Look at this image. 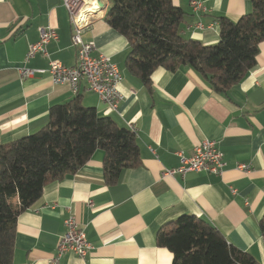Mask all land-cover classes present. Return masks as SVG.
<instances>
[{
  "label": "crops",
  "instance_id": "crops-1",
  "mask_svg": "<svg viewBox=\"0 0 264 264\" xmlns=\"http://www.w3.org/2000/svg\"><path fill=\"white\" fill-rule=\"evenodd\" d=\"M99 1L105 7L92 14L84 38L122 73L124 98L117 112L86 91L85 83L74 95L67 85H54L48 73L21 80L20 69L47 70L50 60L76 65L73 25L63 0H0V142L41 131L53 106L80 97L100 116L134 127L141 156V165L124 171L115 185L105 181L102 150L77 173L48 184L18 217L12 264H52L71 215L85 229L91 249L85 259L67 253L57 264H172L173 254L157 246L156 236L183 215L207 220L229 244L264 264V42L257 67L227 94L214 92L189 68H158L145 84L127 69L129 42L105 21L110 1ZM201 1L206 8L202 14L192 10L190 0L173 3L186 14L181 34L206 46L219 43L220 17L237 21L253 11L248 0ZM199 22L204 30L196 28ZM48 28L58 33V40L48 45L50 57L37 55L25 64L30 45ZM205 140L217 141L224 154L222 176L163 177L181 165L179 152L191 157ZM239 163L251 164L252 171H237ZM13 204L18 207V199Z\"/></svg>",
  "mask_w": 264,
  "mask_h": 264
},
{
  "label": "trees",
  "instance_id": "trees-1",
  "mask_svg": "<svg viewBox=\"0 0 264 264\" xmlns=\"http://www.w3.org/2000/svg\"><path fill=\"white\" fill-rule=\"evenodd\" d=\"M109 1L105 21L129 42L127 69L145 84L158 68H189L214 92L227 94L257 67L264 42V0H248L252 13L237 21L220 17V40L211 46L181 34L186 14L173 0ZM98 150L104 152L108 185L141 165L136 132L85 107L80 97L53 106L41 131L0 142V264L13 263L19 215L41 198L48 184L77 173ZM260 229L264 240V217ZM156 241L173 254L172 264H260L229 244L210 222L191 215L164 225Z\"/></svg>",
  "mask_w": 264,
  "mask_h": 264
},
{
  "label": "built area",
  "instance_id": "built-area-1",
  "mask_svg": "<svg viewBox=\"0 0 264 264\" xmlns=\"http://www.w3.org/2000/svg\"><path fill=\"white\" fill-rule=\"evenodd\" d=\"M99 0H90L87 8L86 0H63L67 8L73 25V44L77 48V63L73 67H67L59 61L50 60L49 68L46 69H20L21 80L35 76L36 74L48 73L54 85H67L74 95H78L80 86L85 83L86 91L94 92L113 111L117 112L123 95L119 90L123 76L117 64L110 57L99 52L96 44L84 38L87 28L91 24L92 14L101 11ZM192 10L197 14L206 12V8L201 0H190ZM199 30L206 27L202 22L196 25ZM58 40V33L53 28L45 29L41 32L38 42L30 45L25 64L29 63L37 55L49 58L48 45ZM135 131L134 127H130ZM181 165L177 169L166 170L163 177L182 178L189 173H208L215 176H222L226 166L224 154L220 151L217 141L205 140L194 149V155L187 157L183 152H179ZM236 170L244 174L252 171L251 164L239 163ZM231 192L236 194V189ZM93 207V203H89ZM66 232L61 237L57 256L52 264H57L67 253H73L81 259H85L91 249L87 240L86 231L77 222L74 216H69L64 221Z\"/></svg>",
  "mask_w": 264,
  "mask_h": 264
},
{
  "label": "water",
  "instance_id": "water-1",
  "mask_svg": "<svg viewBox=\"0 0 264 264\" xmlns=\"http://www.w3.org/2000/svg\"><path fill=\"white\" fill-rule=\"evenodd\" d=\"M99 5H100L101 8L105 7V5L101 1L99 2Z\"/></svg>",
  "mask_w": 264,
  "mask_h": 264
},
{
  "label": "bare ground",
  "instance_id": "bare-ground-1",
  "mask_svg": "<svg viewBox=\"0 0 264 264\" xmlns=\"http://www.w3.org/2000/svg\"><path fill=\"white\" fill-rule=\"evenodd\" d=\"M87 1V8H89L90 4V0H86Z\"/></svg>",
  "mask_w": 264,
  "mask_h": 264
}]
</instances>
